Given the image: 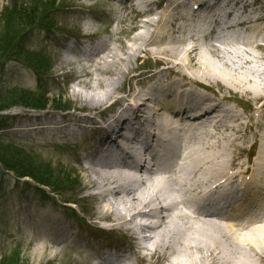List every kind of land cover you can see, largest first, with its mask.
<instances>
[{"label":"rangeland","instance_id":"obj_1","mask_svg":"<svg viewBox=\"0 0 264 264\" xmlns=\"http://www.w3.org/2000/svg\"><path fill=\"white\" fill-rule=\"evenodd\" d=\"M50 1L53 0H0V39L8 34L12 28L17 30V27L20 26L17 18L13 21L15 25L8 26L12 17L10 13L12 11L11 9L16 4H18L17 8H19V10L21 9V11H23V16H25L29 14L33 15L35 10L33 7L39 3H49ZM55 1H61L59 8L51 14V17L49 15L44 17L47 25L51 22L53 26L51 29H48V26L43 27L34 25L31 30H24V32L18 36L21 42L20 48L24 51H27L26 48H33L36 54H39V52L43 53V51L49 54L48 60L43 66L35 65V70L26 68L14 57H19V54H21L19 48L16 46L12 48L10 44L6 45L0 43V60L5 58L3 62L1 61L2 64L0 65V90L8 88L6 85H10L9 87L19 86L22 87L23 90L28 89L35 95H44L45 98L49 99V104L46 105V109L49 111L42 112L41 110L16 106L12 110L7 111L5 115L1 114L3 117H0V124L3 125L2 128L7 124L12 123L13 125L8 129L6 128L0 131L2 133L0 134V143L3 147L8 146L16 150L19 156L13 154L14 150L10 151L3 148H0V155L6 157L4 159L8 165L17 164V168L24 172L32 173L36 177L32 179L22 178V180L18 182L17 178L11 172L8 173L0 165V264L4 258H7L8 261H5V263H3V261L2 264H90L89 259L77 250L80 246V241L86 235L89 236L94 234L101 236L103 235L101 230L113 226L110 225V223H106L108 221L100 220L98 217L93 216L95 212L99 211V208L104 209L105 206L111 203L108 199L96 196L94 193L97 189L91 188L94 174L91 168L88 167L90 165V160L87 159V155H89V152L93 149V145L91 141L85 140V136H71L68 138L61 135L63 129L62 132H59L61 133L60 135L51 137V133L46 135L44 129L37 130L36 127L41 123L44 127L50 126V123L53 122L50 116L56 117L58 114H61V111L57 108L66 106L67 108L69 107L68 111L62 114V116L69 119V126H66V129L67 127H71L78 131L82 130L77 125V120L74 118L75 115L79 113V111L76 110H88L91 114L97 115L105 110L109 103L119 97L121 92L125 91L128 95L132 91L137 92L143 87L148 82L145 80L148 78L147 75L151 74L159 63V58L157 56L147 52L141 53L136 59L132 60L133 68L137 69L132 75L140 74L141 76L137 79L127 77L122 85L120 84V87L118 86L116 89H114L115 86H113L114 84L112 83L116 75L94 71L91 89L98 92V95L94 97L93 92L90 93V91L83 88L80 83L81 80L89 81L90 78L88 79L86 74L91 67L89 68L87 64L83 63H73L71 65L72 67H64L62 63L63 59L61 58V53L63 52L61 45H64L71 37H81V22L83 18L92 17L91 27H98L99 33H105L103 36L106 41L107 50L102 54V57H108L109 59L107 60L112 63L115 62L113 57H111L114 55L113 53L125 59L127 57L125 54L126 48H133L140 42L138 38H135L136 36L141 37L153 32L149 29L151 27L149 24L139 20L142 18L145 9L143 7L141 8L144 10L127 8L118 14L119 6L113 9V3L111 2H108V5L99 4L92 8L88 6L91 3L85 5L81 3L80 0ZM157 1L158 0H154V2ZM22 2L27 3L22 5ZM65 5L66 7H64ZM78 5H80L82 9H77ZM99 10H103L105 13L103 14ZM153 11H156V5L152 6V12ZM160 13L161 12L158 10V14ZM38 17L37 14L36 22L39 21V19H37ZM178 17L182 19L181 13L178 14ZM157 21L158 20L155 22ZM138 32L142 33L140 34ZM204 35L205 33L202 34L200 41L193 43V45L199 43L202 53H207L210 46L215 50H217V48H222L233 52H229V55H226V58L230 59L226 61V70H234L238 75L239 73H245V70L251 71L257 68H259L260 71H264V63L257 62V59L247 63L244 61L248 55L241 56L240 58L237 57L239 53H245L247 50L251 51L253 56H260L264 54V48L256 49L253 46L249 48L244 44L236 43L235 40H227L228 38L217 39L214 38L212 34L207 36ZM7 41L11 43L13 38H8ZM185 43H187V41ZM213 43H220V46H214L212 45ZM184 45V43L179 44V49H183ZM218 53L223 54L221 52ZM196 54L201 56L200 51H197ZM89 58L92 60L94 56L93 58ZM77 59H79V57H77ZM212 60L217 62V65L220 67L224 66L225 58L218 59L217 57H212ZM90 64H92V62H90ZM238 66L240 67L239 69ZM121 67L125 68V64H122ZM168 67H170L169 64ZM39 69L41 71V78H39L36 73ZM191 71L194 72L193 70ZM262 75L264 77V72ZM191 76L193 79H195L193 76L199 78L195 73L193 75L191 74ZM168 77L169 75L166 78ZM225 77L226 76H224V78ZM99 80L104 81L105 85H103V87L97 84ZM203 83L212 88L215 95L219 97L224 96L232 101V106L235 105L244 111L249 105L247 96L238 95L234 91H221L222 87L220 82H214L213 85L205 81H203ZM87 90L89 92H87ZM8 92L10 93L11 91ZM4 98H6V92L1 91L0 104L2 103L1 100L6 101ZM121 99H123V97ZM99 101H105L103 107H90L92 103L96 104L99 103ZM252 103L255 104L253 101ZM245 115H249V112ZM66 118L64 119L66 120ZM220 124L221 128L219 127V129L213 131L209 126L207 128L200 127L198 130L192 131L190 140L193 147L203 154H210L213 152L216 158L221 159L223 157L222 152L225 150L223 146L228 144L225 137L228 138L227 134L229 131L225 130L227 125L225 126L223 123ZM231 124L236 123L234 120H231ZM46 129L48 132L50 131V127ZM261 132V128L255 127L251 132L249 130L247 131L249 141L244 145L247 149H251V152L249 156L242 158V160H249L251 162L253 154L259 156V144L254 143L255 139H253V137H256V134ZM99 137L102 136L99 135ZM230 146L232 147L233 145ZM22 147L27 152L23 150ZM214 148L215 151H213ZM10 157L13 159V162ZM253 160L255 163L256 159ZM98 168L102 173L110 170L107 166H99ZM42 176L53 180L50 182L48 181L50 184L49 187H44L36 182L37 179L41 180ZM55 181H58V183ZM67 184H69V188H65ZM101 189L105 190L106 187L102 186ZM64 201H72V203L76 204L65 203ZM118 202H120V205L123 207V203L119 200ZM70 205L73 206V208H68ZM119 210L123 211V209ZM41 211L54 213L68 223L66 225L71 230L72 235L75 236L73 248L66 247L62 243L57 244L55 241L49 239L45 255L38 258L34 256L32 247L41 242V234L43 232L39 231L37 226L28 222L31 221V217H37ZM177 214L178 212L176 211L171 212V218L168 219V222L162 228L158 227L152 231H150V229L144 230L146 234L149 233L153 235L157 233L152 241L144 242V244L154 248L156 244L158 242L160 243V240L164 238L163 234L165 230H167L166 233H168L169 238L166 237V239L175 246L177 240L175 239L174 232L181 228L180 222L175 219ZM27 225L28 228H23L27 227ZM166 226H168V228ZM26 229L29 231H26ZM125 231L117 230L114 234H106L105 237H103V242H101V240L99 241L103 244L99 246V248L105 245L123 248V253L126 254L125 257H129L131 262H135L136 264H176V261L177 263L180 262L179 260H182L183 263L191 264L188 259L189 256L192 255V252L186 251L183 247L177 249L176 255L172 254L171 251L163 253L160 257L158 253H149L148 256H145L146 258L144 260L142 259L139 262V260L137 261L139 256L138 242L133 237H129V231ZM224 232H226V230L222 231L225 235ZM222 233L219 237V243L221 245L230 243L234 246L228 251V264H237L234 258H236L240 264L250 263L249 260L252 257L248 258L250 253L245 247L238 245L234 238H228V236L222 237ZM226 239L229 240V243ZM187 240L189 241V239ZM51 249L54 251V254L50 253ZM193 254L197 255V253ZM167 258L170 260H166ZM174 258L175 261H172ZM121 264L130 263L123 262ZM196 264H201V261Z\"/></svg>","mask_w":264,"mask_h":264},{"label":"bare ground","instance_id":"obj_2","mask_svg":"<svg viewBox=\"0 0 264 264\" xmlns=\"http://www.w3.org/2000/svg\"><path fill=\"white\" fill-rule=\"evenodd\" d=\"M205 1L206 0H181L180 2L184 4L194 2L191 9L185 8V10L189 11L193 15L198 11H202V3ZM154 3V0H139L134 6L137 7L135 9L140 7L139 9L146 10L147 8H151ZM177 7L182 9L183 6H181L180 3L175 4L173 8L171 5H168L163 11V14L160 13L159 15L157 20L160 21H147L146 24L153 27L154 31L149 35H143L141 37L136 36L135 38H138L140 42L133 48H126L125 54L127 57L125 59L115 53L111 56L115 60L113 63L107 60L109 59L108 57H102V54L107 50L106 41L103 42L102 47L99 49L98 47H94V49L97 50L93 55L94 58L92 60L89 58L86 59L87 65L89 68L91 67L89 72L86 74L87 78L90 79L89 81H80L83 88L88 89L90 93L93 92L94 97L98 95V92L91 89V81L94 71L109 75H116V78H114V81L112 82L114 84L113 86H115L114 89L118 86L120 87V84L122 85L127 77H130L131 79L139 78L141 75H132L135 71L132 66V60L136 59L141 53L147 52L151 55L157 56L159 58V64H169L170 67L165 70L168 74L171 73L178 79L171 81L170 79H163L162 76L160 77L162 87L165 88V92L167 93L165 95V100L168 97L174 96V90H178V87L187 88L186 90L188 92L194 93L196 92L197 87L205 85L203 83V81H205L209 82L210 85H213L214 82H220L222 87L221 91H234L238 95L247 96L249 105L246 109H244V111L235 105L228 106L226 109L227 115L231 116L236 124L228 126L225 129L229 132L227 134L228 138L225 137L228 144L223 146L225 147L224 152H222L224 158H216V155H213V152L210 154H203L195 147L189 146L188 155L181 163L182 166L180 167V173H174V176L171 179L162 178L159 182H153L152 180L144 182L136 180L135 177L123 170L112 171L110 169L109 171L102 173L100 169L95 168L92 163L91 166L93 167L91 170L93 171L94 176L91 188L97 189L94 193L96 196L108 199L111 202L109 205L105 206L104 209L99 208V211L95 212L93 216L98 217L100 220L116 222L118 225L117 229L120 231L126 230L125 232H128V230H130L129 224L133 222L137 215L140 214L142 210L141 208L149 205H153L152 211H154V213L152 217L155 218V221L157 222L155 228H162L168 222V219L171 218V212H178L180 205L187 206V198L185 199L186 195L200 188L207 189L210 188L211 185H216L217 188H224L226 186L224 188V196L228 191L243 194L250 186V181L247 177L244 178V176L251 168L248 160H242V158L249 156L251 152V149H247L244 145L249 141L247 131L249 130L251 132L254 127L261 128L262 132L257 133V136L255 135L256 137H253V139H255L254 143H259L264 139V77L262 75L264 71L261 70V72L260 69L257 68L251 71L245 70V73H239L238 75L234 72V70L228 71L225 68L227 64L226 61L230 60L226 58V55H229V52L233 53L232 51L220 48L215 50L212 46H210L207 53H202L199 43L189 46L185 42L187 40H192L193 37H180L185 35V33L180 35V27L177 25V22L180 19L178 17L180 12ZM182 17L184 18V14ZM138 33L141 34L142 32ZM183 43L185 44L183 49H179V44ZM197 51H200L201 56L196 54ZM246 55H248V57L244 62L250 63L257 59V62L264 63V54H261L260 56H253L252 52L249 50L245 53H239L237 57L240 58L241 56ZM212 57H217L218 59L225 58V63L223 64L224 66H218L217 62L212 60ZM90 62H92V64H90ZM122 64H125V68L121 67ZM239 68L240 67L238 66V69ZM165 70L161 71L160 74L166 72ZM190 73L192 75L195 73L200 79L196 78V76H193L195 78L193 79ZM224 76L226 77L224 78ZM145 80L148 81V78ZM181 81L182 83L179 84ZM97 84L101 87L105 85L104 81L101 80H99ZM88 90L87 92H89ZM156 90L157 86L154 83H151L143 90V93L150 96ZM139 93L140 92L132 91L127 97H124V99L117 97L114 100L113 105L121 104L123 101H126L127 104L122 105L121 111L118 114L114 113V111H110L111 115L109 119L104 120L103 122L105 124L106 135L104 138L99 136L95 138V145L87 157L94 158L98 155L100 156L102 147L107 145L109 141L119 144L121 139L125 137V132L132 129L128 127L130 117L134 115V123H137L138 120L143 117L145 111L143 109L142 102H140V98L138 96ZM155 94L156 93L154 92L151 99H154ZM200 94L201 91L197 90V95L199 96ZM224 98L227 99L226 97ZM205 100L208 99L204 98L202 99V102H205ZM149 101L152 103L150 99ZM214 101V106H220V104H216V101L221 103L220 100ZM252 101L255 102V104H253ZM104 103L105 101H99V103L96 104L92 103L90 107L101 108ZM170 105V108L166 106L168 114L173 113L172 107L175 106L176 103L172 102ZM158 107L160 108V106ZM247 112H249V115L246 116L245 114ZM104 113L105 112L102 111L99 114L104 115ZM176 116L177 113H175V117ZM175 117L170 115L164 116L161 119V125L164 128H170L176 123ZM98 123L99 122L96 121V124ZM52 131L56 134L58 132H62V128L59 130L53 129ZM181 134L185 136L183 132H181ZM123 145L124 144H122V146ZM230 145L233 146L231 147ZM144 148L147 150L148 146H145ZM213 151H215V148ZM262 152L264 153L263 150ZM263 157L264 156H260L257 159V163L252 168V178L254 179L251 181L256 179L259 180V178L264 176ZM106 165V163L103 164V166ZM230 170H234V172L230 173ZM102 186H105L106 189H101ZM118 200L123 203V207L120 205ZM247 201L250 203V199H247ZM119 209H123L124 213ZM39 217L44 218V221L40 219L37 220L36 226L40 231H45L43 222L51 229H61L59 227V220L61 218L56 216L54 213L41 211ZM175 219L180 222L181 226V228L174 232L175 239L177 240L176 245L173 246L172 243L166 239V237L169 238V236L168 233H166L167 230H165L163 234L164 238H162L160 243L158 242L154 248L146 244L138 247L139 256L137 261L139 260L140 262V260H144L146 258L145 256H148L149 253H158L160 257L163 253L171 251L172 254L176 255L177 249L179 247H183L186 251L192 252V255H188V260L191 264H196L199 261H201V264H228V251H230L234 246H232L227 239L226 240L229 244L221 245L219 243V237L224 228L228 230V238H234L238 245L245 247V249L250 253L248 258H252L249 260L250 263L248 264H264V216H256L253 220L249 221V223L244 224L243 229L245 232L242 234L234 233L230 224H225L223 226L221 223L212 220L208 216L193 218L189 215V213L180 211L176 215ZM145 225L150 227L149 222L145 223ZM166 227L168 228V226ZM156 234L157 233L149 235L148 237L143 236L141 239L144 238V242H150L156 237ZM132 236H134V234H132ZM223 236L225 235L222 233V237ZM74 238L75 236H72L71 241H74ZM41 239V242L32 247L33 254L36 258L44 256L47 251L49 238L46 237V234L42 233ZM187 239H189V241ZM115 250H118L117 246H115ZM50 253L54 254V251L51 249ZM193 253H197L198 256ZM234 259L237 264H240L236 258ZM125 260L131 262L128 257L122 259L121 261H115L109 264H117L119 262L122 263V261ZM166 260L170 259L167 258ZM173 260L175 261V258L172 259V261ZM179 261L180 262L178 263L176 261V264H186L183 263L182 260ZM132 263L134 264L135 262Z\"/></svg>","mask_w":264,"mask_h":264},{"label":"trees","instance_id":"obj_3","mask_svg":"<svg viewBox=\"0 0 264 264\" xmlns=\"http://www.w3.org/2000/svg\"><path fill=\"white\" fill-rule=\"evenodd\" d=\"M53 5H54V2H52L51 4L44 3V2L43 3H39L38 5L33 7V8H35V10L33 12V15L29 14V15H25V16H23V11H21V9L19 10V8L14 7L12 9V11L10 12L12 14L11 15L12 17H11V21H10L8 26L15 25V24H13L14 23L13 21L16 18L18 19V24L20 26L17 27V30H15V28H12V30L9 31L8 34H6L5 36H3L0 39V43L6 44V45L10 44V47H12V48L15 47L18 36L20 34H22L24 32V30L27 29V26L32 25V24H34L36 22L35 21L36 20V15L38 14V16H39L37 19L43 18V16H45L49 12L50 8ZM8 38L9 39L13 38V41L11 43L8 42L7 41ZM27 55L30 57L32 62H36L38 65H41V64L44 63L43 59L40 58V56H38V55H34V54H27ZM4 99L6 101H2L1 100L2 103L0 104V111L4 110L6 108H9V107H13V106H25V107L27 106V107H34V108H45L46 105L49 104V99L45 98L44 95H35V94H33V93L29 92V91H25V90L12 89L10 93L9 92L6 93V98H4ZM0 148H3L5 150H10V151L14 150V149H11L8 146L3 147V145L1 143H0ZM13 154L15 156L18 155L16 150L13 151ZM4 158H6V157L0 155V160L2 162L6 163ZM20 158H21V156H20ZM10 159L13 162V159L11 157H10ZM17 160H18V158H17ZM6 165L8 166L9 169H13L15 171L17 169V164H13L12 166H10V165H8L6 163ZM20 174L22 175V174H27V173H20ZM40 181H42L43 184H46V185L50 186L48 181L50 182V181H53V180H50V179L45 178V177L42 176ZM55 182L58 183V181H55ZM69 187H70L69 184H67L65 188H69ZM5 261H8L7 258H4L2 260L3 263H5ZM2 262H1V264H2Z\"/></svg>","mask_w":264,"mask_h":264}]
</instances>
